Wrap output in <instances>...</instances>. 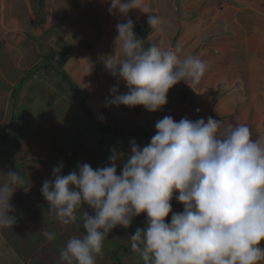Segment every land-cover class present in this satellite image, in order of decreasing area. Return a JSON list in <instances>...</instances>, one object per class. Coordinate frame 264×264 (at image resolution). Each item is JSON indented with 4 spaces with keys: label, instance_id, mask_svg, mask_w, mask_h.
<instances>
[{
    "label": "clouds",
    "instance_id": "9594fccd",
    "mask_svg": "<svg viewBox=\"0 0 264 264\" xmlns=\"http://www.w3.org/2000/svg\"><path fill=\"white\" fill-rule=\"evenodd\" d=\"M134 8L145 13L143 0H112L109 8L126 23L116 25L122 58L102 57L117 78L105 106H143L156 112L167 104L175 85L198 83L207 64L192 55L181 57L172 48L143 47L128 18ZM147 23L157 28L161 20L148 15ZM120 81L128 92L117 95ZM155 129L144 147L131 142L119 175L116 161L121 154L113 149L111 166L93 169L83 163L63 175L61 163L53 169V179L43 182L42 196L61 225L77 223V210L84 205L94 213L83 212L86 234L68 239L57 264H97L112 230L129 228L141 214H146V227L130 236V247L144 264H264V138L253 140L246 124L225 125L211 116L206 121L165 116ZM5 176L0 184V229L16 224L12 185L25 182L14 171ZM174 192L183 212L172 211ZM170 213L169 223L165 218ZM45 236L56 238L54 233Z\"/></svg>",
    "mask_w": 264,
    "mask_h": 264
},
{
    "label": "crops",
    "instance_id": "0c3cea01",
    "mask_svg": "<svg viewBox=\"0 0 264 264\" xmlns=\"http://www.w3.org/2000/svg\"><path fill=\"white\" fill-rule=\"evenodd\" d=\"M111 2L0 0V41L5 44L4 48L0 46V62L5 54L23 50L18 58L22 60L30 45L39 56L49 52L53 55L59 53L60 59L65 46L76 53L82 49V41L78 38L70 39L71 43L62 48L52 45L58 38L64 37L63 42L68 41L74 28L77 32L82 31L85 37L90 34L93 40L98 41L97 46L104 44L106 55L122 58L116 44V25L126 23V18L115 11L109 13ZM143 10L145 13L139 8L130 10L128 18L133 23L147 21L148 15L158 16L161 20L157 28L151 29L146 42L151 46L178 50L177 54L181 57L192 55L201 59L207 64L205 75L195 84L188 82V85L181 81L169 90L166 105L156 112H149L143 106H105L106 101L112 98L110 89L117 85L114 76L108 71L112 78L105 80L101 77L99 82H94L98 93L93 94L92 88L87 87L86 93L92 102H80L82 105L78 109L84 112L80 116L91 115L89 121L92 124L102 122L104 130L114 127L121 135L131 137L135 134L143 142L139 145L141 148L150 143L156 133V122L165 116H171L175 121L185 117L193 121L204 118L206 121L211 116L225 125L243 123L249 127L253 140L264 138V0H143ZM26 24L28 30L23 29ZM80 53L74 54L76 64H84L86 52L83 55ZM37 63L39 59L25 66L26 71ZM15 64L18 66V61ZM98 73L102 74L100 71ZM0 74L8 77L1 65ZM17 85L19 81H13L10 86L0 89L1 151L4 147L2 140L9 138L10 118H14L12 112L15 111L18 97L14 99L12 92ZM60 86L57 89L59 92L62 91ZM91 86L94 87L93 84ZM127 92L128 88L122 81L118 85L117 95ZM13 99L15 105L11 107ZM89 105L93 108L92 113L90 107L87 108ZM104 108L109 110V115L101 110ZM94 112L99 116L98 121L93 118ZM101 117L104 120L108 118L109 122L101 121ZM120 122H124L123 125ZM130 123L137 124L141 129H134ZM178 194L174 192L173 200L182 204L175 199ZM2 243L3 235L0 232Z\"/></svg>",
    "mask_w": 264,
    "mask_h": 264
},
{
    "label": "rangeland",
    "instance_id": "374dc122",
    "mask_svg": "<svg viewBox=\"0 0 264 264\" xmlns=\"http://www.w3.org/2000/svg\"><path fill=\"white\" fill-rule=\"evenodd\" d=\"M23 29H29L27 24ZM72 30L68 41L63 42V37L58 38L54 41L56 43L52 44L62 48L67 43H71L72 39L78 38L82 41L80 42L82 51L78 50L74 53V50L72 51L69 47L71 57L68 65L66 64L67 67L64 64L60 66L58 52V55L49 52L39 56L32 45H30L32 49L26 48L27 51L22 60L18 58L23 50L9 55L5 54L0 62L8 75L7 77L0 74V89L3 90V87L10 86L13 81H19V85L12 93H14V99L18 97L16 101L20 109L12 112L14 118H17V125L13 128L14 120L10 118L11 127L8 134L5 133L11 138L7 143L2 140L4 143L2 151L8 161L6 167L0 169V184L3 181L2 178L7 180L5 175L12 171L17 172L25 181L22 185H12L15 192L11 203L15 207L16 224L13 228L0 229L3 235V243L0 244V264H57L60 250L65 247L68 239L71 236L82 237L86 234L83 227V212L87 210L90 215H94L87 205L77 210V223L67 226L59 223L54 211L49 212L50 206L42 196L41 189L45 180L53 179L55 167L63 163L62 174L67 175L72 171H77L78 166L83 163H88L93 169L111 166L110 157L115 149L119 154L122 151L126 152V154H121V159L116 161L119 175L128 154L130 155L131 142L134 140L138 146L143 143L135 134L131 137L121 135L114 127L110 130L97 128L88 120L92 118L91 115L80 116L84 113L78 109L82 105L80 102H92L86 93L87 87L92 88L93 94L98 93L95 84L99 82L98 79L102 77L108 80L112 78V75H109L107 69L104 73L102 71L105 67L102 57L107 51L105 45L101 43L97 46L98 41L93 40L90 34L85 37L82 31L77 32L75 28ZM1 42L0 46L3 45L1 48H4L5 44ZM80 52L82 55L86 52L84 64H76L74 54ZM38 59L39 63L26 71L25 66L28 67ZM15 61H18V66ZM58 67H61L62 71ZM99 71L103 75H99ZM62 72L73 82L74 88L65 81ZM113 80L117 84V78L114 77ZM92 84L94 87L91 86ZM60 85H62V91L59 92L57 89L61 88ZM14 99L10 103L11 107L15 105ZM11 107L10 109H13ZM89 107L90 105L87 106ZM90 109L92 113L93 108L90 107ZM101 110L109 115L108 109ZM97 117L99 116L95 113L93 118L97 120ZM111 118L114 117L111 116ZM103 122H109L108 118L103 119ZM123 123L120 122L121 125ZM130 125L134 129H141L135 123H130ZM79 132L84 134L86 147L77 168L68 170L64 158L71 155L75 147V136ZM123 136L129 140H125ZM14 137L15 142L12 140ZM171 205L173 212L180 213L184 210L183 204H178L173 199ZM169 217L171 218V213L165 218L166 222L170 223ZM145 227L146 214H141L133 218L129 228L117 226L113 229L104 241V255L103 258L97 259V264H143L140 254L130 247V236L137 228ZM46 232L54 233L56 238L52 241L48 240L45 236Z\"/></svg>",
    "mask_w": 264,
    "mask_h": 264
},
{
    "label": "trees",
    "instance_id": "16d2710c",
    "mask_svg": "<svg viewBox=\"0 0 264 264\" xmlns=\"http://www.w3.org/2000/svg\"><path fill=\"white\" fill-rule=\"evenodd\" d=\"M42 2H43V0H42ZM151 29H152V27H150L148 25L147 21H141V22H138V23H134V32L136 33V35L139 38L143 39V42H144L143 43V47H145V48L151 46L150 43L146 42V39H147L148 34L151 31ZM69 49H70L69 46H65L64 47V49H63V51H62V53L60 55V59H59L60 66L63 65V64L65 65L67 63V61L69 60V57H70L69 56ZM58 68H59L60 71H62V68L61 67H58ZM62 74L64 75L63 78L65 79V81L68 82V84H70L71 83L70 79L68 77H66V75H65L64 72H62ZM71 85L74 88L73 82H72ZM16 109L20 110L17 105H15V110ZM13 120H14V124L12 125V127L14 128L15 125H17V122L18 121H17V118L16 117L13 118ZM90 125H92V124L90 123ZM101 129H103V128L101 127ZM110 129H111V127L110 128L108 127L107 130H110ZM10 138H11V136L7 140H5V142L7 143V141H9ZM12 140H13V142H15L16 141V138L14 137ZM85 147H86V140L84 138V134H83V132H79V134L77 136H75V147L72 150L71 155L64 158V162H65L66 167H67L68 170L77 168L78 163L80 162V159H81V156H82V153H83ZM0 159H1L0 160V169H1V168H3L6 165V163L8 161L6 159L5 153L3 151H1V150H0ZM2 180H3L2 183L6 182V180L4 179V177L2 178ZM142 263L144 264V262H142Z\"/></svg>",
    "mask_w": 264,
    "mask_h": 264
},
{
    "label": "water",
    "instance_id": "95a60500",
    "mask_svg": "<svg viewBox=\"0 0 264 264\" xmlns=\"http://www.w3.org/2000/svg\"><path fill=\"white\" fill-rule=\"evenodd\" d=\"M86 112H88V111L86 110Z\"/></svg>",
    "mask_w": 264,
    "mask_h": 264
}]
</instances>
